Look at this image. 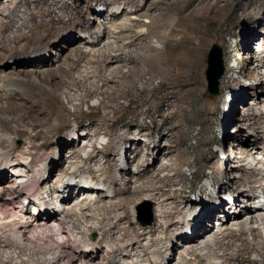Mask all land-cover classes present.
Here are the masks:
<instances>
[{
  "label": "bare ground",
  "instance_id": "obj_1",
  "mask_svg": "<svg viewBox=\"0 0 264 264\" xmlns=\"http://www.w3.org/2000/svg\"><path fill=\"white\" fill-rule=\"evenodd\" d=\"M39 1L41 0H34L35 6L30 8L29 19L23 16L17 18L10 14L0 18V264L13 263L17 259L20 264H76L78 261L81 264H97L102 260H105L106 264H145L143 259L119 260L117 258L118 249L126 250L129 256L132 252L138 253L140 250L133 246L135 241L140 243L146 255L156 252L160 257L164 256L167 245H170L171 225L179 221L177 212L184 214L196 204L190 206L186 203L187 201L179 198L180 193L178 187H174L177 182L173 174L161 175L158 172L150 174V167L143 164L150 153L149 149L136 155L138 162L135 160L134 167L138 169L136 175L139 182L133 183L131 176L136 171L131 170L132 165L120 168L118 176L105 174L111 173L118 164V155L122 147L121 140L133 144L144 135L142 131L137 133L134 129L135 126H140V123L126 117L124 110L128 104L122 100L132 102L139 101L140 98L142 103H152V98L147 94L154 93L156 90V86L153 85L155 77L169 78L173 80L174 86L181 84L179 86L185 87L187 79L194 75L198 76L203 69V54L208 31L200 24L202 15L197 13V9H189L185 15L175 17L174 11L183 10V7H180L182 0H159L156 7H149L145 10L146 12L140 13L144 7L135 0H130L133 4L131 13L134 15L131 22H122L119 30L111 29V27L108 36H106L107 33L97 34L92 48L86 49L82 45L85 41L78 38L82 35L78 34L79 31L95 33L94 26L84 18L86 11L79 10L78 14V11L75 12L78 18H82V21L66 19L61 15L56 18L55 15L58 13L55 4L49 2L50 7L46 9ZM168 1L171 11L164 10ZM29 3L30 0H18L13 13L21 9V4ZM93 8L94 6H90L89 9ZM153 10H157V13L153 14ZM124 11L119 7L113 13L114 20ZM36 13H40V19L36 18ZM145 15L152 16L149 27L146 32L143 28L141 32H138L136 28L140 27L142 17ZM19 19L21 23L17 25ZM11 26L16 28L14 35L9 32ZM68 33L71 34L68 35ZM150 37L155 38L157 42H162L163 46L160 47L152 43L153 41L150 42L148 40ZM56 38L60 41L56 42ZM113 38L120 39L122 44L113 45ZM62 42H65V45L59 56L53 57V53L49 54L45 51H38L31 55H18L41 45L54 48ZM102 43L108 47L107 50L102 51L99 56L92 58L89 62L96 64L95 71L99 73L97 77L104 83L102 86L96 85L95 89H89L86 96L80 97L84 103L92 96H102L100 103L93 104L98 117L92 118L88 126L81 124L80 121L76 129L78 132L80 129L86 130L84 138L90 136L92 132L95 134L102 132L113 133L118 140L112 139L109 144L102 147L95 146L94 150L87 154H82L81 148L77 146L71 147L70 154L81 158L83 160L81 165L75 164L72 160L65 164L67 161L61 158L44 163L42 159L44 155H34L31 149L36 146L38 139L46 134L54 133L52 129L47 128L48 125L56 115L60 114L61 110H67L68 104L74 101L72 95L68 97L67 102L64 101L63 88L71 83L79 86L74 77V71L92 51H96L94 47ZM144 49L146 51H143ZM23 56L25 59H21ZM112 57L116 58V65L105 72L100 65L106 58ZM140 81L143 82L141 86ZM135 92L137 95H134ZM176 93L177 91H171L167 94L174 96ZM69 112L77 115L81 112V107H76ZM255 113L257 114L256 111ZM258 114L261 115V113ZM59 119L60 122L63 121L61 124L71 125V122L63 116ZM260 124L254 121L251 125L258 130L263 128ZM142 127L146 128L144 125ZM77 138L81 141V137ZM21 139L28 144L27 147L21 144ZM75 139V137L72 138V145L79 142ZM49 142L50 140L47 139L45 145ZM62 150L64 146L60 153ZM244 150H246L243 151L244 154L252 153V150L245 148ZM98 154H101L100 158H97ZM94 161L100 163L99 168L92 164ZM40 163L44 165L40 167ZM11 169L17 172V178H22L21 181H16L10 176L9 170ZM78 170L89 172L83 175L78 173ZM250 173L251 176L246 178L247 180L240 178L234 184L232 182L222 183L220 179L214 183L218 182L219 188H223L228 193L241 194L245 191L248 194L247 202L253 203L258 196L255 190L257 183L264 188V178H259L260 172L255 170ZM67 175L69 176L66 178ZM234 176L231 175L232 178ZM54 178V183L49 185ZM74 179L78 180L75 185L72 183ZM122 181L125 187L122 186ZM112 185L114 186L113 196L118 197L117 200L107 199L104 194L105 189ZM68 190H70L69 195H67ZM202 192L209 194L212 200L215 199L208 186H203ZM73 194L81 200L75 204V208L68 206L70 202L68 200L74 197ZM144 194L152 195L154 198L158 197L161 201L160 219L140 233L132 226L133 228H130L133 230L130 237L132 239L128 240L124 236L129 235V229H125L126 234L120 236L115 232V228H121L123 221L131 222L132 214L128 203ZM23 196H26L27 200L34 199V206L27 208V201L22 199ZM56 201L60 202V207L63 209L60 215L59 213L57 215L59 210ZM88 210L93 211L91 215L88 214ZM258 210L263 211L264 206L255 209V211ZM253 211L250 209L247 213L253 217ZM95 214L100 216L97 219L98 226L88 225L85 228L91 232L102 229L100 237L98 236L96 240L88 233V230L86 232V229L79 230L80 234L72 237L73 239H65L62 242L56 239L58 234L55 232L56 225L61 231L74 236L71 224H74L73 228H79L80 222L77 223L79 216L96 217ZM241 216L243 217V212L240 210L236 216L228 215L221 221H224V226H228L231 221L240 220ZM245 224L241 219L238 221L240 225L238 229H224L220 232L222 236L208 239L202 247L210 251L211 257L218 256L236 262L232 264H239L241 256L250 251L248 246L250 243L245 238L248 232ZM39 228L44 230L31 234ZM210 229L205 224L197 226V234L193 238L182 233L181 239L184 244L181 245L184 247V252H189L192 258H183L178 261V264H216L206 254L205 256L199 251V239ZM149 230L155 233L159 230L158 237L148 238V243H144L143 240L146 239ZM249 230H255V228L250 226ZM259 235L257 232L258 238ZM233 238L244 240L235 254L229 252ZM110 239L117 240V246H112L105 253L104 248L99 249V244L110 242ZM211 242H214L215 246L218 245L224 252L219 253ZM259 243L264 245V239L257 240L256 244ZM91 244H94L95 248L89 251L87 247ZM54 245L61 249L60 253L57 252L58 255L55 256L51 254ZM253 250H258L256 245ZM261 252L264 254V247ZM49 253L52 255L51 258L48 257ZM175 258L176 256L170 257L167 264H173ZM158 259H151L150 262L161 264Z\"/></svg>",
  "mask_w": 264,
  "mask_h": 264
},
{
  "label": "rangeland",
  "instance_id": "obj_2",
  "mask_svg": "<svg viewBox=\"0 0 264 264\" xmlns=\"http://www.w3.org/2000/svg\"><path fill=\"white\" fill-rule=\"evenodd\" d=\"M135 1L144 7L140 12L144 13L149 7H156V3L159 0ZM17 2L18 0H2L0 2V18L10 14L17 18L23 16L29 19L30 8L35 6L34 0H30V3L27 5L21 4V9L13 13ZM39 2L46 9L50 7V3L55 4L54 6H56L58 13L55 15L56 18H59V15H61L66 19L71 18L82 21V18H78L75 12L78 11V14L79 10L86 11L84 18L94 26L93 30H95L93 34L89 31H79L78 33L82 34L78 38L85 41L82 45L86 49L92 48L97 34L104 35V33H107L106 36H108L111 27V29L116 28L119 30L122 22L130 23L134 16L131 13L133 4L130 0H41ZM168 3L169 1L166 3L164 10L171 11ZM90 6H94V8L89 9ZM119 7L125 10L124 14L122 13L120 17L114 20L113 13ZM180 7H183V10L174 11L175 17L185 15L189 9H197V13L202 15L200 24L208 31L203 54L204 67L198 76L194 75L187 79L185 87L179 86L181 84L174 86L173 80L169 78L155 77L153 85L156 86V90L154 93L149 92L147 94V96L152 98V103H142L140 98L139 101L132 102L122 100L128 104V107L124 110L126 117L137 120L140 126H135L134 129L137 133L142 131L144 135L133 144L121 140L122 147L118 155V164L115 169H112L111 173H106L105 175L118 176L120 175V168L132 165L131 170L136 171L131 176L133 183L139 182L136 175L138 169L134 167V162L135 160L137 161L136 155L137 153L142 154L149 149L150 153L143 164L150 167V174H157V172L161 175L173 174L177 182L174 187H178L179 189V198L187 201L186 203L190 206L196 205L184 214L177 212L179 221L171 225L170 245H167V249H165L163 254L164 256L160 257L156 252L146 255L140 247V243L135 241L133 246L140 250L138 253L132 252L129 256L126 250L118 249L117 258L119 260H124L125 258H129L130 260L143 259L145 264H152L150 260L154 258H159L158 260L161 264H167L168 259L172 256H176L173 264H178V261H181L183 258L191 259L192 255L189 252H184V247L182 246L184 243L181 239L182 233L193 238L197 234L196 227L205 224L211 229L209 232H205L199 239V251L203 252L204 255L206 254L216 264H232L235 261H228L218 256L211 257L210 251L202 246L208 242V239L220 236L222 234L220 232L224 229H238L240 227L238 221L242 219L246 224L248 223L247 225L245 224L248 229L245 238L250 243V245L248 244L250 251L245 255L243 254V257L241 256L239 264H264V254L261 252L264 245L260 243L256 244L257 240L264 239V210L255 211L258 207L264 206V188L257 183L255 188L258 193L257 199L253 203H249L247 202L248 194L245 191L241 194L231 192L230 194L225 192L223 188H219L218 182L214 183V181L220 179L222 183L227 184L228 182H232L234 184L240 178H249L251 176L250 172L254 170L258 173L260 172L259 178H264V0H182ZM156 11L153 10L152 13L156 14ZM35 16L40 19V13H36ZM151 17V15L143 16L140 27H137L136 31L141 32L143 28L144 32H146L149 27V21L152 19ZM20 23L21 19H19L17 25ZM29 23H31L30 20ZM9 32L14 35L16 28H12L11 26ZM250 39H252L251 42ZM148 40L150 42L153 41L152 43L160 47L163 46L162 42L155 41L153 37H150ZM55 41H60V39L56 38ZM65 42L58 44L54 48L46 45L30 48L18 55H31L38 51H45L49 54L53 53V57L59 56ZM112 44L117 46L118 44H122V41L113 38ZM214 44L221 46L226 66L225 74L220 81V93L218 95H213L209 92L206 77L208 55ZM94 48L96 51H92L84 61L78 64L77 69L74 71V77L79 86L71 83L62 90L64 101L67 102L70 95L74 96V101L68 104L67 110H61L60 114L56 115L50 125H48L47 128L52 129L54 133L50 135L46 134L43 138L38 139L36 146L31 149V153L34 155H44L42 157L44 163L61 158L67 161L65 164H68V161L72 160L75 164L81 165L83 160L70 154L71 147L77 146L81 148L82 154H87L93 151L95 146L102 147L107 143L109 144L112 139L118 140L117 137L113 136V133L102 132L97 134L92 132L90 136L84 138L86 130L80 129L78 132L76 129L80 121L82 122L81 124L88 126L92 118L98 117L93 104H98L102 100L101 95L92 96L89 101L84 103L80 100L81 96H86L89 89H95L96 85L102 86L104 83L97 77L99 73L95 71L97 68L96 64L89 61L99 56L102 51H106L108 47L105 46V43H102ZM143 51H146V49ZM93 55L96 56L93 57ZM24 57H21V59H25ZM115 61L116 58L114 57L106 58L100 67L105 72L109 71L112 66L116 65ZM100 67L98 68L100 69ZM139 85H143V82L140 81ZM171 91H177L176 95L167 94ZM134 95H137V92ZM76 107H81L79 114L75 115L69 112L73 111ZM258 113H261V115ZM60 116L70 121L71 125L66 126L63 125L64 123L61 124L63 121L60 122ZM254 121L259 122V124L261 123L260 126L262 125L263 128L254 129L251 125ZM142 125L146 126V128H143ZM73 137L76 138L75 141L78 139L77 137H81V141L78 139L81 143L77 142V140V143L72 145ZM47 139L50 142L45 145ZM20 142L27 147L28 144L24 143V139H21ZM62 146H64V150L60 153ZM242 147L252 150V153L244 154L243 151L246 150ZM100 156L101 154H98L97 158H100ZM92 164L96 168H99V162L96 163L94 161ZM105 164L107 165L108 163ZM42 165L44 164H39L40 167ZM88 172H79L78 170V173L83 175L88 174ZM9 173L16 181H21L22 178H17L15 170L11 169ZM231 175H235L234 178ZM54 180L55 178L49 185H52ZM77 182V179L72 181L73 185ZM121 183L122 186H126L123 181ZM205 185L209 187L210 193L214 195V200L211 199L209 194L202 192V187ZM113 187V185L108 186L104 194L107 199L117 200L116 198L118 197L113 196ZM69 194L70 190H68L67 195ZM73 196L71 200H68L70 201L68 202V206L75 208V204L81 200L80 198L78 199L77 195L73 194ZM25 197L23 196L22 199L27 201L26 207L30 208L34 206V199L27 200ZM58 202L56 201L59 210L57 215L58 213L60 215L63 209L60 207V202L59 204ZM18 204L21 205V203ZM128 205L132 214L131 222L123 221L121 223L122 227H116L115 232L120 236H124L126 234L125 229H129V235L124 237L131 240L132 238L130 237L133 234V230L130 228L132 226L140 233L155 221L158 222L162 204L158 197L154 198L152 195L144 194L133 202H129ZM198 206H201L199 213L196 217L194 215L189 219V214L194 212ZM250 209L254 210L253 217L247 213ZM240 210L243 212V217L241 216L240 220H233L228 226L223 225L224 221L221 220L228 215L232 217L236 216ZM92 212V210H88L89 215ZM95 216H89L88 218L77 216L79 218L77 223L80 222L79 228H73L74 224H71L74 236L61 231L59 226L55 224V232L58 233L56 239L59 242L69 238L73 239L72 237L80 234L79 230H85V227L88 225L98 226L97 219L100 216L98 214H95ZM250 226H253L255 230L250 231ZM189 229H191V233L188 234ZM43 230L39 228L31 234H37ZM87 230L88 228L86 232ZM159 230L157 233L150 232L149 230L143 242L148 243V238H157ZM101 231L102 229H97L95 232L88 230V233L96 240L98 236L100 237ZM257 232L258 235L260 234V239L256 236ZM231 240L232 245L229 252L235 254L237 249L244 243V240L241 238H233ZM109 241L99 244V249L104 248L106 253L112 246H117V240L110 239ZM211 243L214 244V242ZM56 245L51 250L53 256L58 255L61 251ZM93 245L91 244L87 247L89 251L94 250L95 247ZM255 245L258 250H253ZM214 247L217 248V251L219 250V253L224 252L218 245L215 246L214 244ZM52 255L49 253L48 257H52ZM100 263L106 264V261L102 260ZM100 263L97 262V264ZM7 264H20V262L17 259L15 262ZM76 264L81 263L78 261Z\"/></svg>",
  "mask_w": 264,
  "mask_h": 264
},
{
  "label": "water",
  "instance_id": "obj_3",
  "mask_svg": "<svg viewBox=\"0 0 264 264\" xmlns=\"http://www.w3.org/2000/svg\"><path fill=\"white\" fill-rule=\"evenodd\" d=\"M225 73V63L223 50L218 44H214L208 55V68L206 77L208 81V90L213 95L220 93V81Z\"/></svg>",
  "mask_w": 264,
  "mask_h": 264
},
{
  "label": "clouds",
  "instance_id": "obj_4",
  "mask_svg": "<svg viewBox=\"0 0 264 264\" xmlns=\"http://www.w3.org/2000/svg\"><path fill=\"white\" fill-rule=\"evenodd\" d=\"M263 203H264V200H263ZM200 209H201V206H198V207L196 208V212H195V211H194V212H191V213L189 214V219L192 218L194 215L196 216V215L199 213ZM189 233H191V229L188 230V234H189Z\"/></svg>",
  "mask_w": 264,
  "mask_h": 264
}]
</instances>
